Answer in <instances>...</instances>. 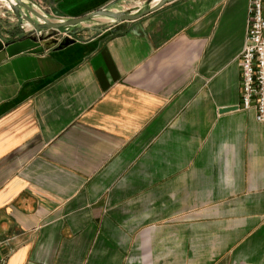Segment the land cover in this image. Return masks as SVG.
<instances>
[{"label":"crops","instance_id":"crops-1","mask_svg":"<svg viewBox=\"0 0 264 264\" xmlns=\"http://www.w3.org/2000/svg\"><path fill=\"white\" fill-rule=\"evenodd\" d=\"M133 1L22 0L59 20ZM249 2L94 17L63 50L0 61L1 264H264ZM18 26L0 0V41Z\"/></svg>","mask_w":264,"mask_h":264},{"label":"water","instance_id":"water-1","mask_svg":"<svg viewBox=\"0 0 264 264\" xmlns=\"http://www.w3.org/2000/svg\"><path fill=\"white\" fill-rule=\"evenodd\" d=\"M12 9L19 24L17 39L3 43L0 41V61L21 53L40 54L46 50H63L75 43L71 28L90 21L94 17H106L115 23L135 21L161 8L170 0H158L145 9L136 13L126 11H112L108 8L95 11L88 15L67 19L53 20V17L39 13L22 0H5ZM29 15L33 16L32 19ZM59 37V38H58ZM2 256L0 254V261ZM1 264V263H0Z\"/></svg>","mask_w":264,"mask_h":264},{"label":"built area","instance_id":"built-area-1","mask_svg":"<svg viewBox=\"0 0 264 264\" xmlns=\"http://www.w3.org/2000/svg\"><path fill=\"white\" fill-rule=\"evenodd\" d=\"M239 108H254L264 122V0H250L245 42L239 57Z\"/></svg>","mask_w":264,"mask_h":264},{"label":"rangeland","instance_id":"rangeland-1","mask_svg":"<svg viewBox=\"0 0 264 264\" xmlns=\"http://www.w3.org/2000/svg\"><path fill=\"white\" fill-rule=\"evenodd\" d=\"M5 1V0H4ZM155 1V0H154ZM6 2V1H5ZM6 4L8 5V3L6 2ZM153 4L152 0H134L133 2H125V3H121V6L123 8L128 9L127 12L129 13H136L138 11H141L143 9H145L146 7H148L149 5ZM9 7V6H8ZM120 8V7H119ZM10 11H12L11 8H9ZM13 13V11H12ZM53 20H59L57 18L53 17ZM77 29L76 27L71 28V31L75 34V30ZM74 37V36H73ZM59 38V37H58Z\"/></svg>","mask_w":264,"mask_h":264},{"label":"bare ground","instance_id":"bare-ground-1","mask_svg":"<svg viewBox=\"0 0 264 264\" xmlns=\"http://www.w3.org/2000/svg\"><path fill=\"white\" fill-rule=\"evenodd\" d=\"M12 1V0H11ZM158 0H155L154 2H157Z\"/></svg>","mask_w":264,"mask_h":264}]
</instances>
